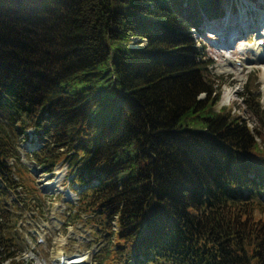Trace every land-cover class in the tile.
<instances>
[{
	"label": "trees",
	"instance_id": "1",
	"mask_svg": "<svg viewBox=\"0 0 264 264\" xmlns=\"http://www.w3.org/2000/svg\"><path fill=\"white\" fill-rule=\"evenodd\" d=\"M228 1L0 0V264L22 263L29 128L41 170L83 184L104 263L264 264V106L242 101L255 127L217 107L201 42Z\"/></svg>",
	"mask_w": 264,
	"mask_h": 264
},
{
	"label": "rangeland",
	"instance_id": "2",
	"mask_svg": "<svg viewBox=\"0 0 264 264\" xmlns=\"http://www.w3.org/2000/svg\"><path fill=\"white\" fill-rule=\"evenodd\" d=\"M239 5H244L245 9H238ZM248 5H256L258 10H264V0H256L255 3L247 0H229L223 7V16L204 27L201 42L205 46L207 57L212 61V65L209 67L211 78L216 82L215 87H218L221 93V100L217 107L224 106L226 109H231L247 119L252 127H255L258 125V121L256 117L249 114L242 101L251 97L259 100L264 106L263 67L246 63L247 58L251 57L250 48L258 44L264 34V23H260L259 27H255L254 31L248 35L235 39L230 50L221 47L224 45V34L220 31L222 22L229 11L232 13L241 11L245 16L254 13L248 9ZM231 51L233 54L230 53ZM225 59H232L233 62L225 65ZM214 93H211L210 97H214ZM200 98L206 99L207 95L203 94ZM0 118L2 119L1 114ZM262 131L264 132V129ZM35 134V131L32 133L28 131V137L33 136V140L23 143L22 147L26 153L24 151V157L20 159L26 170L32 168V172L28 170L29 175L25 171H20L26 181L24 189L27 191V196L24 197L22 193L26 204L16 208L13 205L15 197H11L7 201L6 207L8 216L9 213H13L14 219H16L14 232L23 260L26 264H50L53 257L60 251H66L69 256L80 251L83 254H88L91 264H108L102 260L106 237H103V240L99 236L94 238V229L88 224V216L85 212L79 211L77 205L81 192L79 188H82L83 184L77 179L73 184L72 177L66 178L68 175L66 165L58 166L52 175L41 170L30 156L32 152L41 153L42 145H44L43 137ZM17 140L19 142V139ZM68 188L70 192H68ZM66 192L69 197H65ZM68 231H73L75 235ZM87 231H90V234ZM38 237L44 240V249L41 248L42 244L36 243Z\"/></svg>",
	"mask_w": 264,
	"mask_h": 264
},
{
	"label": "bare ground",
	"instance_id": "3",
	"mask_svg": "<svg viewBox=\"0 0 264 264\" xmlns=\"http://www.w3.org/2000/svg\"><path fill=\"white\" fill-rule=\"evenodd\" d=\"M255 1H254V3H255ZM239 8L245 9V6L242 5V6L238 7V9ZM231 9L232 8H230V10ZM248 9H250V11L254 12V13L245 16L244 13L241 11H238L236 13H232L231 11H229L228 13L230 15L228 13L226 14V17L224 18L222 25H221V29H220V31H222V33L224 34V36H223L224 45H221L224 49L230 50L232 48V42L235 39H238L239 37H243L246 34L248 35V33H251L252 31H254L255 27L256 28L259 27L260 23H264V10H258L256 8V5H248ZM246 13H247V11H246ZM233 14H235V15L233 16ZM255 20H257V21L254 22ZM258 39H259V37H258ZM261 39L264 41V34L261 37ZM249 51L251 52V57L247 58L246 63H248L250 65H256V66L262 65L263 70H264V43L262 45L256 44L255 46L250 48ZM230 53L233 54V51H231ZM232 62H233L232 59H225V65L227 63L231 64ZM224 67H226V66H224ZM262 85L264 88V75L262 78ZM70 260H72V261L64 260L65 263H63V264L84 263V258H81V257L80 258H76V257L71 258Z\"/></svg>",
	"mask_w": 264,
	"mask_h": 264
}]
</instances>
